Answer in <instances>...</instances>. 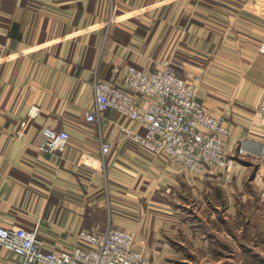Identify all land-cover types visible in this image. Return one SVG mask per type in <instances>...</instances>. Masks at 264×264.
<instances>
[{
    "label": "crops",
    "instance_id": "crops-1",
    "mask_svg": "<svg viewBox=\"0 0 264 264\" xmlns=\"http://www.w3.org/2000/svg\"><path fill=\"white\" fill-rule=\"evenodd\" d=\"M263 41L264 0H0V224L36 229L48 250L112 224L163 264L180 251L178 196L208 186L233 195L262 180ZM168 55L182 76L201 77L199 101L226 117L230 167L195 176L132 144L122 128L137 125L119 112L86 120L96 74ZM47 126L70 131L61 150H41ZM101 140L112 142L105 159ZM0 264L23 256L0 245Z\"/></svg>",
    "mask_w": 264,
    "mask_h": 264
},
{
    "label": "built area",
    "instance_id": "built-area-1",
    "mask_svg": "<svg viewBox=\"0 0 264 264\" xmlns=\"http://www.w3.org/2000/svg\"><path fill=\"white\" fill-rule=\"evenodd\" d=\"M109 27L107 29V34ZM264 52V41L259 47ZM201 77L185 78L174 67L172 55L159 66L143 69L129 65L109 78L94 77L95 97L86 112L88 122L100 123L113 109L133 121L137 128L123 127L125 137L153 156L170 158L183 170L202 176L209 169H225L233 164L228 153L230 128L223 114L209 110L196 95ZM39 106L29 110L26 128ZM264 126V104L257 110ZM44 152L61 150L72 135L67 129L44 127ZM112 142L101 140L105 159ZM80 244L70 250H48L36 229L0 224V245L23 256V264H154L135 248L136 235L108 224L84 230Z\"/></svg>",
    "mask_w": 264,
    "mask_h": 264
},
{
    "label": "rangeland",
    "instance_id": "rangeland-1",
    "mask_svg": "<svg viewBox=\"0 0 264 264\" xmlns=\"http://www.w3.org/2000/svg\"><path fill=\"white\" fill-rule=\"evenodd\" d=\"M260 159L264 163V155ZM261 178L233 195L208 186L199 195L178 196L175 214L184 233L177 238L180 251L164 255L163 264H264V174Z\"/></svg>",
    "mask_w": 264,
    "mask_h": 264
}]
</instances>
